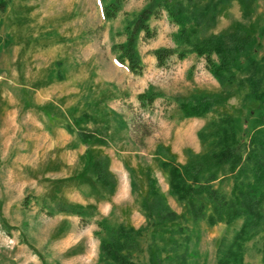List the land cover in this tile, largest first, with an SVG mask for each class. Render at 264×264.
<instances>
[{
    "label": "rangeland",
    "instance_id": "1",
    "mask_svg": "<svg viewBox=\"0 0 264 264\" xmlns=\"http://www.w3.org/2000/svg\"><path fill=\"white\" fill-rule=\"evenodd\" d=\"M147 1L124 0L112 20L104 18L102 0H9L0 12V264H103L97 221L109 217L136 228L146 225L142 203L151 200L150 175L170 206L186 212L171 194L158 148L185 162L187 151L210 148L198 136L209 121L227 114L247 117L258 106L250 85L223 86L194 52L158 66L153 50L174 47L178 30L166 10L150 19L156 36L138 41L143 73L119 63L113 45L125 41L120 32L127 18ZM209 1L182 0L190 10ZM202 29L206 35L247 37V53L264 62V0L248 8L240 0L221 4ZM149 90L160 94L142 105L138 94ZM200 94L212 97L213 109L185 117L179 100ZM84 113L81 127L96 133L90 144L66 129L69 124L77 129L75 119ZM97 158L107 161L112 189L96 179ZM58 203L91 212L88 224L75 214H49ZM241 222L201 221L189 243L190 260L217 264L221 239H231ZM170 227L147 234L132 259L170 264L175 254ZM262 244L263 235L247 243L245 264H262Z\"/></svg>",
    "mask_w": 264,
    "mask_h": 264
},
{
    "label": "trees",
    "instance_id": "2",
    "mask_svg": "<svg viewBox=\"0 0 264 264\" xmlns=\"http://www.w3.org/2000/svg\"><path fill=\"white\" fill-rule=\"evenodd\" d=\"M8 1L0 0V12L7 10ZM102 1L104 18H117L124 0ZM230 1L210 0L202 8L190 10L182 0H148L133 18H127L120 32L126 35L125 41L113 45L117 61L126 64L133 74L141 75L144 64L138 41L141 37L148 40L156 36L157 31L151 27L150 19L166 10L178 30L173 35L174 47L153 50L158 66H165L173 56L183 60L194 52L205 59L207 69L223 86L250 85L251 95L259 104L247 117L227 114L209 121L198 131V136L210 148L201 153L187 151L185 162H179L174 155H165V147L158 148L160 166L168 174L171 194L185 206L186 212L180 215L170 206L157 179L150 175L148 193L151 200L142 203L146 225L136 228L109 217L97 221L99 230L95 233L100 238V261L103 264H144L132 259L133 251L140 248L147 234L155 236V230L162 225L171 226V237H174L170 247L175 254L170 264H198L190 260L194 252L189 243L200 222L214 226L238 220L242 222L232 238L220 241L217 264H245L247 243L260 235H263L264 264V62L247 53V37L241 38L230 32L206 35L202 29L207 16L215 19L218 7ZM240 1L248 8L253 0ZM239 72L246 74L247 79L238 78ZM158 94L149 90L139 93L138 99L142 105H147L153 103ZM179 102L185 117H203L216 103L208 94L194 95ZM86 116L84 113L75 119L77 129L70 124L66 129L76 133L85 144H90L96 133L81 127ZM92 167L96 179L112 189L107 161L94 159ZM49 208L51 215L57 212L75 214L83 224H88L87 215L91 214L76 204L58 203ZM180 220L189 221L192 226L180 223Z\"/></svg>",
    "mask_w": 264,
    "mask_h": 264
}]
</instances>
